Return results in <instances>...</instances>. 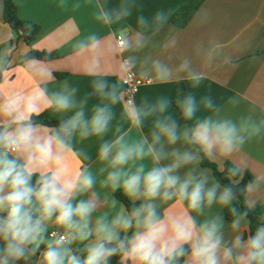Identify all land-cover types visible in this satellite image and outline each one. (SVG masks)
<instances>
[{
  "label": "clouds",
  "instance_id": "clouds-1",
  "mask_svg": "<svg viewBox=\"0 0 264 264\" xmlns=\"http://www.w3.org/2000/svg\"><path fill=\"white\" fill-rule=\"evenodd\" d=\"M87 2L108 28L137 13L123 36L75 39L69 59L90 77L87 91L57 80L49 61L30 54L22 64L35 85L0 88V264H264V214L253 232L256 204L240 201L257 186L236 179L245 145L264 139V106L260 116L253 107L234 118L211 94L184 88L137 98V81H186L195 90L207 75L191 56L174 64L149 51L165 28L174 30L170 11L145 15L141 0ZM210 20L203 11L194 23ZM178 43L169 36L160 47L170 54ZM223 48L215 36L194 46L204 64ZM14 53L10 43L0 48V75ZM110 57L118 61L111 73ZM240 102L239 94L228 100ZM44 113L54 126L39 119ZM205 160H232L223 169L230 182Z\"/></svg>",
  "mask_w": 264,
  "mask_h": 264
},
{
  "label": "crops",
  "instance_id": "crops-1",
  "mask_svg": "<svg viewBox=\"0 0 264 264\" xmlns=\"http://www.w3.org/2000/svg\"><path fill=\"white\" fill-rule=\"evenodd\" d=\"M19 17L28 22L41 26L42 31L30 45L22 42L14 43L13 30L4 22L5 0H0V48L7 44L15 46L14 65L10 71L2 74L0 88L28 89L35 85L32 75L24 70L22 61L30 49L38 52L56 53L59 59L51 61L50 66L54 75H62L79 84L81 92L88 90L90 77L81 74L74 60L69 59L72 44L75 39L97 32L108 40L112 34L123 36L136 28V14L111 28L100 25L93 18V9L87 0H14ZM113 4L117 0H111ZM80 3L79 9L73 4ZM145 15H151L158 9L170 11V31L165 28L157 37L154 45L149 49L153 56L169 59L170 63H179L185 55L193 58L194 64L205 72V79L200 88L191 89L187 84V91H195L197 97L211 94L217 104L221 105L224 113L238 117L256 107V114L260 116V106H264V0H141ZM198 7V11L186 28L178 29L172 23V17L183 7ZM208 11L211 20L204 26L194 23L198 13ZM169 36H175L179 43L175 51L165 53L160 43ZM215 36L224 44L222 55L211 64H204L196 56L194 46ZM118 61L109 58L106 67L111 73ZM114 78V77H113ZM178 84H152L143 87L137 96L148 94L172 95ZM239 94L241 102L238 106L228 103L230 97ZM53 119V118H51ZM54 120V119H53ZM93 157L94 146H89ZM220 171H223L232 160L210 161ZM239 162L243 166V174L250 173L256 189L247 192L245 201L252 200L260 206L264 213V139L256 138L245 145L239 155ZM213 172V171H212ZM214 174V172H213Z\"/></svg>",
  "mask_w": 264,
  "mask_h": 264
},
{
  "label": "trees",
  "instance_id": "trees-1",
  "mask_svg": "<svg viewBox=\"0 0 264 264\" xmlns=\"http://www.w3.org/2000/svg\"><path fill=\"white\" fill-rule=\"evenodd\" d=\"M198 11V7H183L181 8L171 19V23L178 29L186 28L194 16L196 15ZM4 22L10 26V28L13 30L15 35V41L14 43L22 42L28 46H30L38 37L40 32L42 31L41 26L34 24L32 22L24 21L19 17L18 13V7L14 0H5V7H4ZM13 45V43H12ZM30 55H33L37 58L47 60L49 62L57 60L60 58V56L56 53H46V52H38L33 49H30V51L27 53ZM62 75H57V78H62ZM2 75H0V81H1ZM178 88H184L187 90V84L186 82L178 84L173 96L176 94V90ZM41 121L45 122L46 124H49L50 126H54L55 120L51 119L48 113H44L40 118ZM231 164H227L229 166ZM204 166L210 168L214 175L221 179L223 183L230 182V179L226 176V173L224 171H220L218 167L211 163L208 160L204 161ZM224 168V169H225ZM241 187L246 188L248 184H252L253 177L250 173H242L239 177L236 178ZM248 191H245V193L240 197L241 204L243 205L245 201V197ZM117 197L124 202L125 204H128V201L120 194H116ZM264 214L262 211V208L260 206H256L255 209L249 214V220H250V227L252 231H255V228L259 224V217ZM227 215V214H226ZM113 264H116V258L113 259Z\"/></svg>",
  "mask_w": 264,
  "mask_h": 264
},
{
  "label": "built area",
  "instance_id": "built-area-1",
  "mask_svg": "<svg viewBox=\"0 0 264 264\" xmlns=\"http://www.w3.org/2000/svg\"><path fill=\"white\" fill-rule=\"evenodd\" d=\"M152 84H153V83H150V82L137 81L136 84H133V85H132V89H131V91H132L133 93H135V94L138 96L139 93H140V91H141V89H142L143 87H146V86H149V85H152Z\"/></svg>",
  "mask_w": 264,
  "mask_h": 264
}]
</instances>
